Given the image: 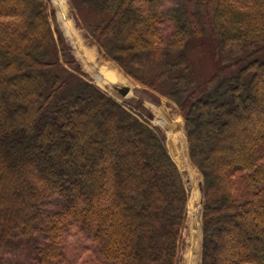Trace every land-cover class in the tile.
Wrapping results in <instances>:
<instances>
[{"label": "trees", "instance_id": "obj_1", "mask_svg": "<svg viewBox=\"0 0 264 264\" xmlns=\"http://www.w3.org/2000/svg\"><path fill=\"white\" fill-rule=\"evenodd\" d=\"M164 1L77 4L97 13L87 29L104 57L171 85L202 175L201 264H264V0H186L184 16ZM203 37L230 59L195 85L190 43ZM67 48L47 0H0V247L57 264L77 226L100 264H176L187 201L176 164Z\"/></svg>", "mask_w": 264, "mask_h": 264}, {"label": "rangeland", "instance_id": "obj_2", "mask_svg": "<svg viewBox=\"0 0 264 264\" xmlns=\"http://www.w3.org/2000/svg\"><path fill=\"white\" fill-rule=\"evenodd\" d=\"M47 2L52 8L56 26L68 46L67 50L78 69L87 75L85 78L161 135L168 154L181 174L187 192L185 222L178 243L176 264H201L204 202L202 175L189 156L184 115L178 104L167 96L171 88L168 79L156 88L149 87L127 75L110 58L104 57V50L94 41L87 29L89 24L98 20L97 13L89 9V6L77 4V0ZM164 4L169 8L177 7L179 16L193 10V4L190 5L186 0H166ZM194 10L196 11V8ZM211 44L207 37L196 38L190 43L192 49L190 75L195 85L203 83L219 67L229 62V55L225 52L219 51L218 56H214ZM103 69L113 71L119 78L110 83H101ZM125 87L127 91L123 94L121 89ZM210 87L212 86L207 85L200 94L209 91ZM158 111L166 120L164 125L154 121L155 112ZM64 237L62 243L64 259L57 264H100L96 261L98 255L92 241L77 226H71ZM28 261L27 255L0 247V264H26Z\"/></svg>", "mask_w": 264, "mask_h": 264}, {"label": "bare ground", "instance_id": "obj_3", "mask_svg": "<svg viewBox=\"0 0 264 264\" xmlns=\"http://www.w3.org/2000/svg\"><path fill=\"white\" fill-rule=\"evenodd\" d=\"M102 74L103 77L100 79L101 83H110L113 82L115 80H117L119 77H117V75L111 71V70H107V69H103L102 70ZM154 121L164 125L166 123V120L161 116L160 111L155 112V118ZM180 141H182V137L180 138Z\"/></svg>", "mask_w": 264, "mask_h": 264}, {"label": "water", "instance_id": "obj_4", "mask_svg": "<svg viewBox=\"0 0 264 264\" xmlns=\"http://www.w3.org/2000/svg\"><path fill=\"white\" fill-rule=\"evenodd\" d=\"M121 91L124 94V92L127 91V88L125 87V88L121 89Z\"/></svg>", "mask_w": 264, "mask_h": 264}]
</instances>
